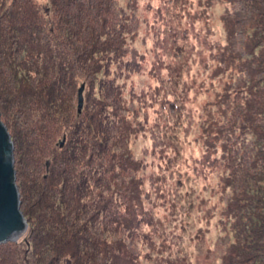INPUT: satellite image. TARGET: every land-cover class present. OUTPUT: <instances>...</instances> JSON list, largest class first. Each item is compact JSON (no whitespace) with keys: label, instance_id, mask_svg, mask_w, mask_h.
<instances>
[{"label":"trees","instance_id":"1","mask_svg":"<svg viewBox=\"0 0 264 264\" xmlns=\"http://www.w3.org/2000/svg\"><path fill=\"white\" fill-rule=\"evenodd\" d=\"M45 1L0 0V114L28 221L23 241L0 244V264H138L116 238L153 223L118 83L138 67L126 61L133 18L117 0ZM233 3L221 61H241L244 79L235 97L228 87L220 98L224 119L206 125L205 158L229 171L222 186L235 240L222 264H264V0Z\"/></svg>","mask_w":264,"mask_h":264},{"label":"rangeland","instance_id":"2","mask_svg":"<svg viewBox=\"0 0 264 264\" xmlns=\"http://www.w3.org/2000/svg\"><path fill=\"white\" fill-rule=\"evenodd\" d=\"M117 4L137 32L126 61L134 59L138 67L125 69L118 83L138 131L129 147L143 165L138 178L153 223L142 225L143 233L116 238L138 255V264H222L235 240L225 214L231 194L222 186L229 171L207 162L204 130L224 119L220 98L228 87L235 97L233 87L244 79L241 61L238 67L221 61L227 44L223 19L233 0ZM116 72L113 67L112 76ZM228 139L225 134L223 143Z\"/></svg>","mask_w":264,"mask_h":264},{"label":"water","instance_id":"3","mask_svg":"<svg viewBox=\"0 0 264 264\" xmlns=\"http://www.w3.org/2000/svg\"><path fill=\"white\" fill-rule=\"evenodd\" d=\"M84 86L79 91L78 112L84 107ZM14 145L0 114V244L18 243L28 231L16 185Z\"/></svg>","mask_w":264,"mask_h":264}]
</instances>
